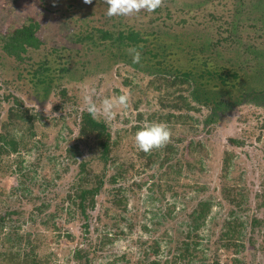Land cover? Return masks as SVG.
I'll return each instance as SVG.
<instances>
[{
	"label": "trees",
	"instance_id": "trees-1",
	"mask_svg": "<svg viewBox=\"0 0 264 264\" xmlns=\"http://www.w3.org/2000/svg\"><path fill=\"white\" fill-rule=\"evenodd\" d=\"M215 1L217 0H164L163 6L150 17V22L159 21L160 18L166 21L165 24L162 23L163 27L156 24L157 29L151 27L121 29L120 23L107 27L105 24L118 22L120 18L107 17V5L104 0H93L88 7L91 10L86 12L90 17L89 21L79 16L82 11L80 9L84 6L83 0H54L48 4V8L49 13H59L60 17L67 20L70 25L71 40L80 47L77 50V53H81L80 58H85L88 53L94 56L99 54L105 58L103 59L108 66L102 68L100 72H107L114 65L124 63L151 77L149 85L162 92L161 100H168L170 103L166 106L174 112L164 117L154 112L150 115V120L166 122L172 130L173 140L176 132L173 125L180 122L190 131L196 128V119L189 114L192 111L200 114L203 108L207 109L209 113L203 121L206 128L219 123L225 114L243 104L264 109V0H232L235 11L227 17L219 12H206L208 7L216 4ZM179 13L192 17L203 14L208 17V21L200 24L206 29L200 30L199 36L190 37L189 41H185L183 35L176 32L175 24L186 25L188 20L181 18L180 22H176L174 17H178ZM40 26V21L29 17L22 25L13 21L4 29H0V71L5 75L4 82H8L7 71L12 69L18 71V80L28 79L33 94L42 101H47L53 88L58 86L61 78L70 70L67 65L72 58V49L46 46L37 35ZM131 47H139L140 63L132 62V57L128 53ZM81 50L84 53L80 52ZM42 51L46 54L44 55ZM95 59H88L87 66L102 64L98 56ZM10 62L13 65H9ZM94 62L96 63L93 64ZM25 71L30 78L24 74ZM59 92L64 96L67 94L66 89H59ZM4 101L11 102V105L5 120L0 111L2 130L0 157L16 154L22 147L28 146L29 140L37 133L38 123L43 119L41 115L32 112V109L23 106V103H20L12 93L2 97L0 95V107ZM143 117L144 114L138 113L139 122L143 121ZM138 128L140 126H134L131 130ZM180 140L182 139L176 138L177 142ZM229 141L233 146L244 144V141L236 138H230ZM83 145L88 147L89 154L79 160ZM119 147L120 137L113 140L112 131L103 118L94 120L87 111L81 113L78 141L65 148L66 156L78 166L68 190L67 205L64 201L58 202L54 210L48 213L47 210L51 207L49 202L44 201L39 206H35L38 214L45 213V217L41 220L45 230L58 231L56 221L66 215H71V218L75 219L78 214L87 224L90 218L89 211L96 208L98 196L105 190L106 184L115 185L121 180H128V173L135 168V162L133 158H122ZM185 149L190 157L185 158L183 153L167 167L165 164L178 152V148L173 144L169 143L165 148L154 150L150 154L139 151L138 159L147 169H155L159 164L160 174L156 172L157 177L152 176L150 185V191L154 192L156 189L155 191L160 195L154 196L156 200L164 199L168 191L176 190L179 185L178 180L184 171H192L199 162H201L199 170H202L200 153L207 152L202 142L191 140ZM162 150L165 151L164 158H162ZM194 154L198 156L196 160H191ZM234 157L235 153L229 150L224 151L222 157L221 192L228 205L235 209L229 207L228 218L224 220L222 231L218 236L220 244L215 248L212 264H221L217 254L221 248L226 251L232 250L236 254H240L245 248L241 240L246 225L237 217L236 210L246 206L248 192L236 182L232 184L228 181V174L234 167ZM22 163V161L16 162L19 170L23 169ZM109 166L114 170L110 175H108ZM30 178L29 174H25L24 182ZM43 182L46 186L54 185L53 181L46 179ZM145 185L146 182H139L128 188L124 186L111 188L112 210L107 208L105 213L108 215L109 211H112L114 230L101 233L93 247L89 245L88 247H91L87 249L76 246L72 252H69L70 258L77 264H91L92 256L102 251L104 245L113 243L126 234L121 222L128 221L126 227L133 230L138 221L134 223L129 220L130 197L126 191L129 190L134 195ZM21 189L24 192L30 191L26 186ZM200 189L204 188L200 187ZM261 197L262 201L258 207L264 206V191ZM170 206L165 213L159 215L153 227L143 223L141 228L149 232L155 230L154 226L160 225L175 213L176 204ZM0 209L4 210L0 212L1 264H50V257L43 260L35 252L41 240L40 232L36 238L31 234L20 232L21 226L18 225L23 215L21 208L13 209L7 206ZM212 209V199L208 198L200 201L188 214L187 229L176 240V250L169 264L194 262L195 259L202 262L200 264H208L206 248L200 249L203 240L200 233L207 226ZM250 218L252 231L261 228L264 237V218L255 215ZM9 224L11 230L7 233L5 229ZM168 233L164 232L163 236H166L169 239L167 242L171 243L173 236ZM64 235L69 242L75 241L71 233L66 232ZM57 236L60 238L61 234L58 233ZM23 245L24 248L27 247L25 253L21 254L15 248H22ZM160 245V239H156L150 248L158 253ZM232 261L241 263L240 258H233Z\"/></svg>",
	"mask_w": 264,
	"mask_h": 264
},
{
	"label": "rangeland",
	"instance_id": "rangeland-1",
	"mask_svg": "<svg viewBox=\"0 0 264 264\" xmlns=\"http://www.w3.org/2000/svg\"><path fill=\"white\" fill-rule=\"evenodd\" d=\"M53 1L0 0V29H4L13 21L22 25L29 17H34L40 21L41 25L37 35L46 46L56 49H72L73 59L71 58L67 65L70 70L64 74L58 86L53 88L47 101H42L33 94L32 85L28 79L18 80V71L13 69L7 71L8 82H4L5 75H2L0 71L1 97L12 93L20 100V103H23V106L43 117L38 123L36 135L29 140L28 146L22 147L16 154L0 157V200H2L0 208L20 207L23 211L18 225L21 226L20 232L31 234L35 238L40 232L41 240L35 251L40 259L47 260L50 257V264H77L70 258L69 252H72L78 245L87 249L93 247L98 242L97 238L101 233L114 230L111 219L112 211H109L108 215L105 213L107 208L112 210L111 188L114 186L128 188L134 183L146 182L143 188L137 190V194L133 195L131 191H126L130 197L129 220L134 223L138 221V224L133 230H129L126 227L128 221L121 222V227L126 234L113 243L104 245L102 251H98L96 255L92 256L91 264H156L157 262L158 264H169L172 254L176 250V240L187 229L188 214L196 208L200 201L208 198L212 199L213 209L208 217L207 226L200 233L203 237L200 249L206 248L207 263L212 264L215 248L218 246L217 244H220L218 236L222 231L224 220L228 218L229 207H232L224 200L221 192L222 157L224 151L229 150L235 153V157L234 167L228 174V181L232 184L236 182L238 186L246 188L248 192L246 206L236 210L237 217L241 218L246 225L241 240L245 248L240 254L221 248L217 252L218 258L221 264H264L262 229L258 228L252 231L250 226V216L264 218V206L258 207L262 201L261 194L264 191V109L243 104L225 114L219 123L205 128L203 121L209 112L203 108L200 114L195 111L189 113L196 119L194 130L190 131L180 122L173 125L176 131L174 132L175 139L170 143L178 148V152L165 164L166 167L174 163L176 158H180L183 153L185 158L190 157L185 148L191 140L201 141L207 152L200 153L202 170H199L201 164L199 162L195 164L192 171H184L178 180L179 185L173 191L175 194L168 191L164 199L156 200L154 196L159 197L160 195L155 191L156 189L154 192L150 191V185L152 176L157 177L156 172L160 174L159 164L155 166V169L144 167L138 159L139 150L135 146L134 135L146 123L156 122L150 120L152 113L157 112L158 115L164 117L166 114L174 112L173 109L166 106L170 102L166 99L161 100L162 92L149 85L151 77L124 63L114 65L107 72H100L102 68L108 66L103 56L99 54L94 56L92 53H88L87 56H84L85 58H80L81 53H77L80 47L71 40L70 25L67 20L60 17L59 13H49L48 4ZM215 3L208 7L206 12H219L227 17L235 11L232 0H217ZM217 4L219 5L216 6ZM90 5L84 4L83 9H80L81 13H79V16L88 21L90 17L86 12L91 10L88 8ZM150 17H152V13L142 11L136 16L119 17L118 22H109L105 25L108 27L120 23L119 28L121 29H148L150 27L157 29L156 24L163 27L166 23L161 18L159 21L150 22ZM181 18L188 21L186 25L175 24L176 32L183 35L185 41H189L190 37L199 36L200 30L206 29L204 25L200 24V22L208 21V17L203 14L192 17L185 13H179L178 17H174V20L180 22ZM42 53L46 54L43 51ZM96 56L102 64L87 66V60H96ZM24 74L28 76L27 72ZM28 77L30 78V76ZM59 89H66L67 94L62 95ZM125 93L130 96L129 107L125 110H117L115 119L107 124L112 131L113 140L120 137V156L134 159L135 168L128 173V180H121L115 185L106 184L105 190L98 196L96 208L89 211L90 218L87 224L78 214L75 219L71 218V215H66L56 221L58 231L45 230L41 224L45 213L38 214L35 206H39L44 201L49 202L51 207L47 210L48 213L54 210V206L58 205V202L64 201L65 203L67 201L68 190L78 171V166L66 156L65 148L78 141L80 116L83 111H86L82 97L85 94H92L93 100L99 106L104 98ZM9 105L11 102L4 101L0 107L3 120L7 118ZM138 113L144 114L143 121L139 122L137 119ZM134 126H140V128L131 130ZM0 132H2L1 129ZM176 138L182 140L177 142ZM230 138L240 139L244 141V144L233 146L229 141ZM81 151L82 156H79V160L89 154L88 147L84 145ZM196 156L198 155H192L191 160H196ZM164 157L165 151L162 150V158ZM17 161L23 162L22 170L18 169ZM113 171V167L109 166L108 175ZM25 174L31 176L30 179H26V182H24ZM45 179L53 181L54 185L46 186V183L43 182ZM23 186L28 187L30 191L24 192L21 189ZM200 187L204 189L201 190ZM173 203L176 204L173 216L165 219L160 225L154 226L155 230L150 232L141 228L143 223L153 227V224L158 221L159 215L165 213ZM65 204L67 205V202ZM2 211L4 210L0 209V212ZM9 226L10 224L5 229L7 233L11 230ZM66 232L71 233L75 241L69 242L64 235ZM164 232H169L168 234L173 236L171 243H168L169 239L163 236ZM58 233L61 234L60 238L57 236ZM156 239H160L161 244L158 253L150 248ZM89 245L91 246L88 247ZM170 246L171 249H169ZM26 247L24 248L23 245L22 248L16 247L15 249L22 254L25 253ZM233 258H240L241 263H234ZM1 262L0 256V264ZM200 263L202 262L198 259H195L194 262H182V264Z\"/></svg>",
	"mask_w": 264,
	"mask_h": 264
},
{
	"label": "clouds",
	"instance_id": "clouds-1",
	"mask_svg": "<svg viewBox=\"0 0 264 264\" xmlns=\"http://www.w3.org/2000/svg\"><path fill=\"white\" fill-rule=\"evenodd\" d=\"M93 0H83L84 4H92ZM107 5L106 15L113 17H132L142 11L149 14L154 13L164 4V0H104ZM142 47V46H141ZM134 64L140 63L141 51L139 47L128 49ZM83 102L92 119L103 118L105 122H111L117 115V110H125L129 107L130 96L121 94L114 97H106L98 106L93 100L92 94H85ZM172 130L164 122L146 123L134 135V143L139 151L150 154L154 150L165 148L172 140Z\"/></svg>",
	"mask_w": 264,
	"mask_h": 264
}]
</instances>
